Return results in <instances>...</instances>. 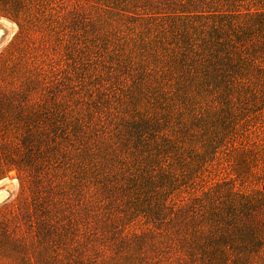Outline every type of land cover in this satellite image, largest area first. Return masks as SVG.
<instances>
[{
  "label": "rangeland",
  "instance_id": "1",
  "mask_svg": "<svg viewBox=\"0 0 264 264\" xmlns=\"http://www.w3.org/2000/svg\"><path fill=\"white\" fill-rule=\"evenodd\" d=\"M0 18V264H264V0H0Z\"/></svg>",
  "mask_w": 264,
  "mask_h": 264
},
{
  "label": "trees",
  "instance_id": "2",
  "mask_svg": "<svg viewBox=\"0 0 264 264\" xmlns=\"http://www.w3.org/2000/svg\"><path fill=\"white\" fill-rule=\"evenodd\" d=\"M181 16L192 19L194 16H198V15L192 13V15L191 14H186V15L182 14ZM214 24H216V25H214ZM172 26H174V25H172ZM174 29H175L174 36L180 40H181V38H184V39L187 38V36L190 35V30L196 32V30H194V27L187 28L184 25L183 26L179 25L178 27L174 26ZM200 33H201L200 35H204V36L206 34V36H208L207 37L208 39L204 38L203 45L201 46L200 57L202 58V61L199 64V67L202 68L203 71H201L200 69H198V70L201 74L203 72L206 78H216V73H217L216 67L219 65L218 64L219 55H218V47H217L220 43L219 42V40H220L219 39V23L214 21L211 25L208 26V28L206 26H203L201 28ZM195 34L197 35V33H195ZM183 44L187 45V41H185ZM208 50H210V51L213 50V51L210 54H204ZM189 65H191L190 62H189ZM181 68H183V66H179V69H181ZM202 76H203V74H202ZM212 215H214V214H212ZM199 217L195 216L196 219L201 220L202 216L200 215ZM215 237H216V231L214 230V228H212V229L208 230V234L204 238L205 242H203L202 244H196V243H194V241H192L191 246H193V247H191V249H193V250L196 249L197 251H201L202 248L200 246L206 245L208 243L207 245L209 247V250L210 249L215 250V248H217V238H215ZM214 255H215L214 253L211 254L212 263H214V260H215Z\"/></svg>",
  "mask_w": 264,
  "mask_h": 264
},
{
  "label": "bare ground",
  "instance_id": "3",
  "mask_svg": "<svg viewBox=\"0 0 264 264\" xmlns=\"http://www.w3.org/2000/svg\"><path fill=\"white\" fill-rule=\"evenodd\" d=\"M6 35V37L1 38V32ZM14 31V26L11 25L8 20L0 18V48H2L7 42V40L10 38L11 34ZM6 42V43H5ZM17 188V181L16 180H6L5 182L0 183V190H4L2 193H0V203L7 201L13 193L15 192Z\"/></svg>",
  "mask_w": 264,
  "mask_h": 264
}]
</instances>
